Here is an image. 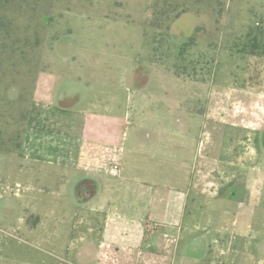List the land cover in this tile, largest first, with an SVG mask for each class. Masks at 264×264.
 Segmentation results:
<instances>
[{
  "label": "rangeland",
  "instance_id": "374dc122",
  "mask_svg": "<svg viewBox=\"0 0 264 264\" xmlns=\"http://www.w3.org/2000/svg\"><path fill=\"white\" fill-rule=\"evenodd\" d=\"M215 1L172 0L188 13L162 25L153 0L1 1L0 264H96L77 179L181 188V160L193 188L173 264H264V0ZM63 94L81 100L62 112ZM143 124L183 150L123 157ZM124 253L103 264H134Z\"/></svg>",
  "mask_w": 264,
  "mask_h": 264
},
{
  "label": "crops",
  "instance_id": "0c3cea01",
  "mask_svg": "<svg viewBox=\"0 0 264 264\" xmlns=\"http://www.w3.org/2000/svg\"><path fill=\"white\" fill-rule=\"evenodd\" d=\"M148 84L149 81L144 88ZM159 112L158 109L155 113L149 112V116L158 115ZM136 133L125 144L123 157L138 151H142L140 153L143 156L148 152L169 156L172 150L179 149V144L172 141L166 129L161 127L154 129L143 124ZM141 133H144L143 139L140 138ZM180 149L183 150L181 145ZM179 162L181 166L177 169L176 165V170L180 172V181L183 183L181 188H176L178 185L168 187L133 183L121 173L112 179L108 175H96L99 188L94 198L77 207V225L84 229L81 233L84 245L98 244L97 250L92 252L96 264H103L105 260L117 261L125 251L129 262L134 264H148L149 260L153 264L174 263L178 234L181 232L190 196L189 189L193 188L188 186L191 177H184L186 172L183 161ZM120 172H123L121 166ZM121 186L126 190L127 197L134 198V204H128L127 207H123L121 202L118 204ZM146 239L148 243H144ZM146 244L147 251L144 250Z\"/></svg>",
  "mask_w": 264,
  "mask_h": 264
},
{
  "label": "flooded vegetation",
  "instance_id": "af4514ba",
  "mask_svg": "<svg viewBox=\"0 0 264 264\" xmlns=\"http://www.w3.org/2000/svg\"><path fill=\"white\" fill-rule=\"evenodd\" d=\"M128 74L132 75V80L131 81L129 80V84H128L131 87V89L141 90L146 83L142 82V81L140 82V80H139L140 78L136 79L137 77L135 76L134 69H131ZM63 95H61L58 98V102H57V106H58L57 110L62 111V112H66V111L68 112V110L74 109L77 102L81 100V98L79 96H77V94L72 95V96H68L67 94H63ZM50 104H51V107L54 106V104H52V103H50ZM36 110L37 109H32V111H34V112H36ZM46 110L49 111L50 109L47 108ZM36 114H38V113H36ZM261 134H262V138L259 140V142H260V147L264 149V131ZM96 175L97 174L89 173V172L84 173L79 178V180L77 179L78 183L72 187L73 200L77 204H79L80 206L86 204L89 201H92V199L94 198V196H95V194L99 188V179H98V176H96ZM238 179H239V181L241 180L244 182L242 190H246L248 188V185H247L248 180L243 179V177H236L233 180H230V182H232L234 180L236 182V181H238ZM231 184H233V182ZM71 211H72V209L68 210L66 213L69 214ZM18 223L20 224L21 221H19ZM13 225H15L16 229H18L20 227V226L18 227L16 224H13ZM10 226L12 227V225H10ZM85 247L87 248L86 244L84 245V248ZM0 254H1V252H0ZM85 254H86V250H84V252L80 251V253H79L80 256L85 255ZM1 255H3V254H1Z\"/></svg>",
  "mask_w": 264,
  "mask_h": 264
},
{
  "label": "trees",
  "instance_id": "16d2710c",
  "mask_svg": "<svg viewBox=\"0 0 264 264\" xmlns=\"http://www.w3.org/2000/svg\"><path fill=\"white\" fill-rule=\"evenodd\" d=\"M1 1L2 0H0V3ZM171 1L172 0H153L151 12L153 25L173 22L176 18L188 13V4L186 2L172 4ZM195 3L200 4L199 0H195ZM215 5L218 8L222 7L220 0H216ZM196 30L197 29H195V31Z\"/></svg>",
  "mask_w": 264,
  "mask_h": 264
},
{
  "label": "built area",
  "instance_id": "2783aa9c",
  "mask_svg": "<svg viewBox=\"0 0 264 264\" xmlns=\"http://www.w3.org/2000/svg\"><path fill=\"white\" fill-rule=\"evenodd\" d=\"M116 161H117V160H114V161L112 162L111 167H110L111 173H113L114 175H118L119 170H120V168L118 167V165L115 164ZM113 163H114V164H113Z\"/></svg>",
  "mask_w": 264,
  "mask_h": 264
}]
</instances>
